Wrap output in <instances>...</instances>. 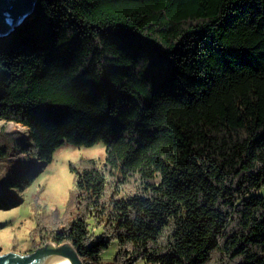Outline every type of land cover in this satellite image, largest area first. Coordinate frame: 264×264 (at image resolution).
<instances>
[{
	"label": "trees",
	"instance_id": "1",
	"mask_svg": "<svg viewBox=\"0 0 264 264\" xmlns=\"http://www.w3.org/2000/svg\"><path fill=\"white\" fill-rule=\"evenodd\" d=\"M0 120L11 187L64 142L104 144L70 164L76 211L37 218L35 248L264 264V0H37L0 39Z\"/></svg>",
	"mask_w": 264,
	"mask_h": 264
},
{
	"label": "rangeland",
	"instance_id": "2",
	"mask_svg": "<svg viewBox=\"0 0 264 264\" xmlns=\"http://www.w3.org/2000/svg\"><path fill=\"white\" fill-rule=\"evenodd\" d=\"M3 124L0 120V130ZM4 129L21 131L24 134L26 131L21 124L11 121L5 124ZM104 156L105 148L102 141L92 145L64 142L55 149L49 161L36 160L35 166L38 167L39 173L25 189L11 187L4 178L0 179V198H2L0 202H3L0 206V253L33 251L37 239L35 241L32 239L30 231L37 218H61L67 216L69 212V215H72L76 209L72 205L69 207L67 205L74 187L75 172L70 168V164L80 168L85 164L84 160L93 158L102 161ZM3 171L8 173L6 166L0 160V172ZM254 192L264 193V187ZM99 230V228L95 229L96 232ZM116 251L117 242L114 240L108 249L101 253V260L110 261ZM133 264H145V262L138 259Z\"/></svg>",
	"mask_w": 264,
	"mask_h": 264
},
{
	"label": "water",
	"instance_id": "3",
	"mask_svg": "<svg viewBox=\"0 0 264 264\" xmlns=\"http://www.w3.org/2000/svg\"><path fill=\"white\" fill-rule=\"evenodd\" d=\"M37 0H0V39L12 34L35 9ZM67 258L69 264H85L69 241H48L31 252L5 251L0 253V264H46L52 254Z\"/></svg>",
	"mask_w": 264,
	"mask_h": 264
},
{
	"label": "bare ground",
	"instance_id": "4",
	"mask_svg": "<svg viewBox=\"0 0 264 264\" xmlns=\"http://www.w3.org/2000/svg\"><path fill=\"white\" fill-rule=\"evenodd\" d=\"M46 264H69L66 257L53 253Z\"/></svg>",
	"mask_w": 264,
	"mask_h": 264
}]
</instances>
